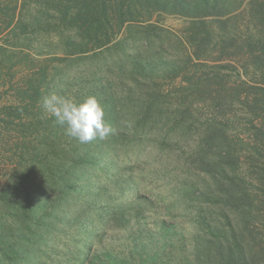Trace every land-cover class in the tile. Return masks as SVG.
<instances>
[{
  "label": "trees",
  "instance_id": "1",
  "mask_svg": "<svg viewBox=\"0 0 264 264\" xmlns=\"http://www.w3.org/2000/svg\"><path fill=\"white\" fill-rule=\"evenodd\" d=\"M31 3L34 9L27 11L26 21L28 0H0V86L14 92L9 102L2 103L0 98V127L9 131L24 126L23 113L38 108L36 122L29 124L38 129L43 123H52V131L40 135L30 161L23 167L22 155L15 173L0 188V264H132L126 256L93 250V240L111 217L125 212L116 196L133 193L134 202H140L145 196L138 192L139 184L154 176L176 180L173 205L184 202L193 207L194 227L214 236L218 252L222 248L215 256L216 264H257L262 252L248 255L245 246L250 244L246 232H252L249 218L256 207V194L241 184L238 167L242 154L236 146L239 140L244 156L255 161L252 166L257 169L251 170L264 184V0ZM165 14L184 19L182 52L168 54L161 49L165 38L160 32L167 30L158 21ZM26 22L34 27L54 26L64 56L32 58V46H20L30 37ZM68 58L71 66L85 59L100 61L86 73L83 91L73 98L98 97L112 127L104 140L81 144L64 135L50 116H42L40 98L51 87L60 92L65 79L48 61ZM26 64L38 68L24 74L20 85L15 78ZM188 66L197 71L190 73ZM230 70L236 78H231ZM165 83L175 87L176 102L172 104ZM195 100L243 111L237 120L246 131V140L231 139L224 128L226 121L208 118L196 128V158L191 162L198 164L199 171L209 172L207 187H215V199L238 219L245 215L241 230L240 222L236 219L233 224L230 214H225L226 228L203 213L202 196L193 188L194 181H187L196 180V172L185 164L181 163L182 172L172 174L164 164L138 175L130 169L145 150H152L155 160L162 163L169 141L187 139L183 123L169 124L165 119L168 113L187 112ZM124 131L126 139L118 134ZM19 143L18 147L25 146L28 140ZM183 173L186 179H181ZM203 193L210 194L208 190ZM195 241L197 257L208 245L201 244L199 236ZM200 245L206 248L202 251ZM149 257L155 260L157 254Z\"/></svg>",
  "mask_w": 264,
  "mask_h": 264
},
{
  "label": "rangeland",
  "instance_id": "2",
  "mask_svg": "<svg viewBox=\"0 0 264 264\" xmlns=\"http://www.w3.org/2000/svg\"><path fill=\"white\" fill-rule=\"evenodd\" d=\"M33 0H28L30 6L28 5L25 10V17L29 18V13L33 11L34 4ZM28 21V19L26 20ZM27 23V22H26ZM159 25L166 32L162 33L165 38L164 51L166 53L182 52L184 50V43L181 41V29L184 25V19L178 15H167L165 14L158 21ZM26 33L29 34V39L25 41V45L20 46H32L29 50L32 53V58H37L36 60H41V58H52L53 56H64L62 48L58 45V35L54 32V26H43L34 27L26 24ZM157 38V37H155ZM167 44V45H166ZM25 51H28L24 47ZM99 60V59H97ZM100 61H95L91 59H85L76 61L74 66H71L70 58L66 61L53 60L48 61V64L62 75L64 79L63 88L60 89V94L67 95L70 97H75L76 94H80L83 90L82 88L87 83V76L90 70H94L98 67ZM36 65V64H34ZM29 68V69H28ZM38 65L33 67L26 64L24 70L19 71L15 78V82L22 85L23 76L27 72L29 74L34 73ZM190 73L197 71L196 67L188 66ZM232 79L236 78L233 71ZM15 83V86H18ZM51 86V85H50ZM128 87V85H127ZM56 91L50 89V92ZM164 91L170 94V102L174 103L176 91L175 87L170 83H165ZM45 93L44 95L48 94ZM14 92L9 90V88L0 86V98L1 102H9L13 98ZM42 99V98H40ZM28 100V98H27ZM41 101V100H40ZM170 104V105H171ZM39 106V102H38ZM175 107L171 106L170 110L173 111ZM234 108V107H233ZM39 109H31L30 113H23V121L25 125H20L14 129H2L0 127V188L6 184L11 174L15 173L16 164L21 159L23 155L24 164L30 161V155L33 150L37 148L40 143L41 134L43 132L52 131V123H43L38 129L34 127L35 112ZM42 116L49 117L43 109H41ZM226 112V113H225ZM171 114L170 119L167 117ZM166 119L169 124L175 122H180L185 125V134L187 139L177 142L176 137H174L167 144V149L165 150V159L162 163H158L155 160V153L152 150H145L141 155L138 162L132 165V169L135 175L139 172L154 170L160 165L164 164L168 171L172 173L182 172L181 163L185 164L186 169H189L196 175V180H187L192 183L194 181V187L197 195L202 196V207L203 213L207 215L209 220H213L219 224L227 225L228 219L225 214L231 215L233 224L237 221L240 222L241 230L244 226L246 220L245 215H233L228 207L215 199V187H207L209 181L211 180L209 172L199 171L197 169V163L191 164L196 158L194 149L197 144L196 128L201 126L203 123L208 121V118L222 119L226 121L225 130L235 139L243 138L245 139L246 131L242 124L237 120L243 116V111L232 108L219 109L213 106L210 101L200 102L194 101V105L189 107L188 111L185 113H168ZM236 114V115H235ZM227 119H226V117ZM226 119V120H225ZM33 124H29L32 123ZM123 131V129H121ZM121 138L126 139V132H118ZM27 139V145H22L21 147L17 144H21L23 140ZM246 140V139H245ZM240 144L236 146L237 150L241 152V162L238 167V174L243 175L241 184L244 186H250L251 189L256 194L255 197V209L252 212V217L249 218V222L252 223L250 226L251 233L246 232V237L250 239V244H245L248 255H253L257 252H262L261 257L257 261V264H264V184L261 183V179L257 178V175L253 173L252 170H256L257 166H252L255 161L251 157L246 155L245 148ZM245 145V144H244ZM234 148V147H232ZM248 154V153H247ZM248 160V161H247ZM252 160V161H251ZM19 166V165H18ZM206 168L212 169L211 165H207ZM248 168V169H247ZM252 169V170H251ZM199 171V172H198ZM186 179L187 174H181V179ZM176 180L172 177L162 178L161 176H154L147 183L139 184V191L141 195L145 196L140 202H134V194L129 193L123 197H117L116 201L120 205L126 208L125 212L117 213L114 217L99 229V235L93 240V250H99V252L104 253L106 251L118 255L121 258L128 257V263L132 264H216V257H218L222 248L218 252L217 244H213L214 236L211 233H205L201 230H197L191 218L193 216V207H190L188 203L180 202L173 205L174 197L176 196ZM208 190L209 195L203 193V191ZM203 194V195H201ZM196 195V196H197ZM196 198V197H195ZM199 200H194V204H198ZM224 208V210H223ZM242 209V204L240 206ZM229 228V225L225 226ZM200 237L201 244L207 243L208 248L200 245L199 256L195 257V238ZM254 247V249H253ZM254 251V252H253ZM157 254L155 260L150 259V254ZM217 253V254H216ZM210 257H209V256ZM208 258L211 261H208Z\"/></svg>",
  "mask_w": 264,
  "mask_h": 264
},
{
  "label": "clouds",
  "instance_id": "3",
  "mask_svg": "<svg viewBox=\"0 0 264 264\" xmlns=\"http://www.w3.org/2000/svg\"><path fill=\"white\" fill-rule=\"evenodd\" d=\"M39 103L52 118L53 124L63 129L64 135L81 144L104 140L112 132L105 108L96 95L77 100L52 91L44 95Z\"/></svg>",
  "mask_w": 264,
  "mask_h": 264
}]
</instances>
